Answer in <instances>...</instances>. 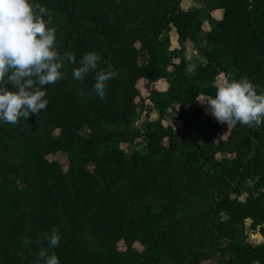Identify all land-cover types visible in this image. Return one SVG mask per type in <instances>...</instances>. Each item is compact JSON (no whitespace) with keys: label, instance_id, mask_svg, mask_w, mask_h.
I'll return each instance as SVG.
<instances>
[{"label":"trees","instance_id":"1","mask_svg":"<svg viewBox=\"0 0 264 264\" xmlns=\"http://www.w3.org/2000/svg\"><path fill=\"white\" fill-rule=\"evenodd\" d=\"M32 2L49 10L58 52L76 63L65 60L62 78L44 86L45 110L0 123V264H37L42 248L59 264H264V122L230 125L219 142L224 124L195 123V102L215 95L219 76L249 79L256 68L264 81V0H209L221 17L192 69L164 34L198 43L203 21L182 0ZM93 51L97 69L73 79ZM171 54L180 62L169 70ZM101 69L117 73L103 100L93 90ZM140 82L166 87L141 99ZM143 100L158 120L141 133L130 124ZM188 104L192 115L183 117ZM171 108H179V131L162 124ZM141 136L144 150L121 149ZM58 154L64 167L49 159ZM246 221L262 244L248 243ZM53 227L56 248L45 239Z\"/></svg>","mask_w":264,"mask_h":264},{"label":"clouds","instance_id":"2","mask_svg":"<svg viewBox=\"0 0 264 264\" xmlns=\"http://www.w3.org/2000/svg\"><path fill=\"white\" fill-rule=\"evenodd\" d=\"M51 21L49 10L32 0H0V123L16 124L21 117L45 110L49 102L44 86L62 78L65 60L76 63L74 53L58 52ZM100 59L94 51L83 54L79 66L72 69L73 79L82 80L90 70H96ZM116 75L111 70L96 72L93 90L101 100L106 82ZM6 85H11V90ZM256 88L247 77L227 78L214 96L200 102L227 127L237 123L259 126L264 122V92L258 93ZM45 239L50 248L58 246L60 236L55 227ZM37 256V264L41 259L43 264H59L57 255L43 248Z\"/></svg>","mask_w":264,"mask_h":264},{"label":"rangeland","instance_id":"3","mask_svg":"<svg viewBox=\"0 0 264 264\" xmlns=\"http://www.w3.org/2000/svg\"><path fill=\"white\" fill-rule=\"evenodd\" d=\"M209 0H182V8L183 9H195L198 10L199 16L201 20L203 21V32L200 35V39L197 44H192L189 42H185L183 44H179L177 42V38L175 35V32L173 29L166 31L164 34L167 35L170 38L171 42V48L174 50H178L181 53H183L186 63L189 69H192L196 67L202 60L203 52L207 46V39L205 37V32L213 26L221 17V10H216L213 12H209L207 10V4ZM168 69L171 70L173 65H176L180 62V57H178L176 54H171L168 56ZM140 64H144L145 62V56L140 55L139 57ZM254 68L252 71H250V74L255 75L252 78L250 77L249 80L257 86L256 90L258 93L264 92V81L263 78L260 79V76L258 72H256ZM258 75V76H257ZM224 82L222 75L219 76L216 80L217 84H222ZM166 83H156V84H144L143 82H140L137 85V88L140 91L141 99H145L150 91L154 90H163L165 88ZM206 98H199L195 102V106L199 108L200 112L195 120V123L197 125H200L205 119L210 118L212 120H216L210 112H208L207 105L204 103H201L200 101H203ZM178 109L179 108H171L168 109L162 118V124L164 126H170L173 127L176 131L181 130L182 124L180 121V118L178 116ZM181 115L184 117H189L192 115V105L188 104L181 109ZM31 115V114H30ZM29 115V116H30ZM158 120L157 113L151 109V105L149 104L148 100H143L142 107H138L136 110V114L134 119L132 120L130 124V128L133 131L143 132L146 128V125L149 122ZM230 126L227 127L226 124L223 125L222 130L216 135L215 141L219 142L226 139V136L229 132ZM147 144V140L145 137H136L132 139L129 142L122 143L120 145L121 149H123L127 154H132L136 151H142L144 150L145 146ZM217 158L219 160H222L226 163L229 162V157L227 155H217ZM51 160H57L63 167L66 165V158L62 154H58L56 156L49 157ZM248 187H253L254 183L252 181L248 182ZM249 221L245 222V231L247 235V241L251 245H255L257 243V236L256 231L249 229ZM119 243V248L122 246ZM202 264H213L212 262H203Z\"/></svg>","mask_w":264,"mask_h":264},{"label":"crops","instance_id":"4","mask_svg":"<svg viewBox=\"0 0 264 264\" xmlns=\"http://www.w3.org/2000/svg\"><path fill=\"white\" fill-rule=\"evenodd\" d=\"M159 83H161V82H159ZM165 87H166V85H165ZM165 89V88H164ZM256 235L257 236H255V237H257V238H255V239H257V243H255V245H253V246H256V245H260V244H262L263 243V240H262V238H261V236L258 234V233H256ZM252 245V244H251Z\"/></svg>","mask_w":264,"mask_h":264}]
</instances>
